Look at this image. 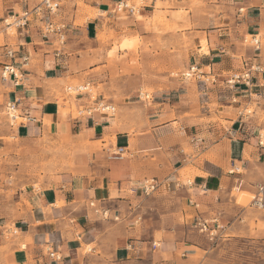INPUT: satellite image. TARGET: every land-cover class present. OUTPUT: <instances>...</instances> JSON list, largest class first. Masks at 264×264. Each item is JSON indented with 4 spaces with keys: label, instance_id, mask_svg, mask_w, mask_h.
<instances>
[{
    "label": "crops",
    "instance_id": "crops-1",
    "mask_svg": "<svg viewBox=\"0 0 264 264\" xmlns=\"http://www.w3.org/2000/svg\"><path fill=\"white\" fill-rule=\"evenodd\" d=\"M87 1L96 16L80 27L75 13L62 15L72 26L63 41L32 23L0 45V67L12 48L22 75L18 85L5 84L6 99L28 118L19 139L52 134L75 155L38 189L0 176V264H210V237L197 218L218 223L222 237L264 240L259 220L252 228L233 196L235 188L254 195L264 184V0H233L211 30L199 31L209 49L199 63L215 83L177 81L155 90L147 105L128 89L123 100L101 72L107 52L97 36L117 0ZM25 3L1 0L0 25ZM246 35L257 36L259 48L244 46ZM252 66L249 82L227 84ZM69 78L97 91L96 100L91 92L77 98L86 116H74L71 103L65 112L62 80ZM106 94L118 114L91 113ZM148 179L159 188L145 196L139 188Z\"/></svg>",
    "mask_w": 264,
    "mask_h": 264
},
{
    "label": "rangeland",
    "instance_id": "rangeland-1",
    "mask_svg": "<svg viewBox=\"0 0 264 264\" xmlns=\"http://www.w3.org/2000/svg\"><path fill=\"white\" fill-rule=\"evenodd\" d=\"M232 1L131 0V4L137 8L136 14L132 16L114 12L113 4L110 18L104 16L105 23L102 24L97 36L101 40L102 47H106L104 51L107 52L106 66L101 68V72L106 71V80L113 88H121L123 100L128 99L125 95L128 89L135 92L133 94H138L137 98L145 105L151 104L155 90L177 81L192 84L211 83V81L206 82L207 77L200 81L188 80L184 79L182 74L193 65H198L204 73L211 74V68L199 63V58L202 59L209 51V49L207 51L208 44L204 43L207 34H200L199 31L211 30L209 27L211 19L215 18L216 14L225 13V6ZM54 2L58 10L51 19L65 26L64 38H68V30L72 26L67 24L62 15L75 13L74 25L80 27L89 18L96 16L87 0H54ZM39 3L40 0H26V9L32 10ZM151 4L153 7H150ZM147 7L151 12L145 17L142 12ZM1 12L0 5V16H2ZM22 12L23 10H18L17 15ZM11 16H6L5 19L10 17L9 22H12L14 19ZM43 18L46 20L50 16L44 13L42 20L36 17L33 22L39 30L43 26ZM19 30L14 26L8 29L4 23L0 25V45L4 44L6 38L11 41L16 38ZM243 38L244 46L254 47L251 36L246 35ZM125 40H130L131 45L127 48L122 47ZM1 70L2 67L0 72ZM62 83L63 95L67 99L68 107L65 112H70L68 103H71L74 116L81 114L86 116V112L78 105L77 98L83 95H79L78 89L87 87L93 100H96L98 95L96 89L83 80L69 78L62 80ZM5 84L0 80V176L15 184H18V181L28 180L38 189L40 182L45 178H55L68 164H72L75 155L73 150L64 146L52 134L50 136L46 134L42 139L31 142L19 139L17 131L26 121L22 118L17 120L12 118L13 112L7 107L8 102L11 101L6 99L8 89ZM81 92H86V89H82ZM146 95H149L150 99H146ZM101 101L113 106L116 109L114 114H118V107L111 103L108 94ZM15 114H20V111ZM108 114L114 115L112 112ZM233 196L248 210L251 227L255 228V220L258 219L259 227L264 229V210H257L252 206L253 193L235 188ZM13 230L16 231L14 228ZM209 237L210 248L207 255L210 264H264L262 242L264 240H257V234L243 238L227 237V235L222 237L220 231Z\"/></svg>",
    "mask_w": 264,
    "mask_h": 264
},
{
    "label": "built area",
    "instance_id": "built-area-1",
    "mask_svg": "<svg viewBox=\"0 0 264 264\" xmlns=\"http://www.w3.org/2000/svg\"><path fill=\"white\" fill-rule=\"evenodd\" d=\"M58 10V6L55 4L54 0H40V3L36 5L32 10L25 9L23 10L22 14H14L11 16L12 19H14L12 22H9V18L4 19L3 23L6 28H12L13 26L18 29H26L29 27L36 19L42 20V17L45 14L50 16L49 19L44 20L43 26L41 28L42 35L45 38H49L51 36H56L60 38L61 41L64 40L65 37V26L53 22L51 19V16L56 14ZM114 12L118 13H126L127 15H134L137 12V8L134 4H131V0H117L114 3ZM34 16H36L34 18ZM252 45L255 48H259L260 46V39L255 36L251 39ZM5 59L8 60L7 63L2 64V70L0 72V80L4 83L7 82H15V85H18L22 75L19 73L15 66V59H16V51L12 48L6 49L5 52ZM27 61V59H25ZM257 70L254 66L247 68L242 73L234 74L232 75L229 80L227 81V84L230 85H236L240 82H249L251 80V73L252 71ZM184 79H194V80H202L203 78L207 77L208 79L206 82H216L215 77L211 76V74H206L202 71V69L198 65L191 66L186 73H183ZM207 75V76H206ZM213 77V78H212ZM82 89H86V92H81ZM80 92L79 95L86 94L89 91H87V87H81L78 89ZM146 99H150L149 95L145 96ZM8 109L13 112L12 118L14 120H17V118H22L25 121H28V118H23L21 114H15L18 111V106L16 102H8L7 105ZM115 108L111 105H108L107 103L101 101V103H97V105L91 109L92 111H101L104 113V115H108V113L112 112L114 114ZM259 146L264 149V136L261 137L259 140ZM122 150H120V153ZM231 174L237 173V170H231ZM240 185V184H239ZM159 188V182L156 179H148L145 180L139 190L144 194L145 196H150L154 194ZM252 206L255 207L257 210H264V184L258 185L256 192L254 194L253 200H252ZM102 215L108 216L107 212H102ZM195 225L198 227V230L203 233L207 234L208 236L214 235L215 232H217L220 229V226L218 223H216V227L212 228L211 223L208 220L197 218ZM54 256V254H52ZM57 259H60L58 255L55 256Z\"/></svg>",
    "mask_w": 264,
    "mask_h": 264
},
{
    "label": "bare ground",
    "instance_id": "bare-ground-1",
    "mask_svg": "<svg viewBox=\"0 0 264 264\" xmlns=\"http://www.w3.org/2000/svg\"><path fill=\"white\" fill-rule=\"evenodd\" d=\"M131 44H130V41H126L125 40V42L122 44V47L123 48H127L128 46H130ZM217 233V232H216Z\"/></svg>",
    "mask_w": 264,
    "mask_h": 264
}]
</instances>
